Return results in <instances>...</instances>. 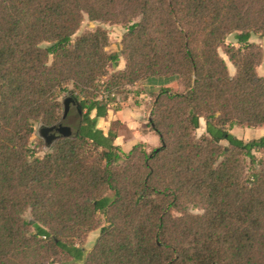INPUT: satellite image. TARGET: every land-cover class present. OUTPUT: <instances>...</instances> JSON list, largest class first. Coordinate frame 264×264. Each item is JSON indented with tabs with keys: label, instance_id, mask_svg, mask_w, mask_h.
I'll return each instance as SVG.
<instances>
[{
	"label": "trees",
	"instance_id": "16d2710c",
	"mask_svg": "<svg viewBox=\"0 0 264 264\" xmlns=\"http://www.w3.org/2000/svg\"><path fill=\"white\" fill-rule=\"evenodd\" d=\"M84 16L123 26L120 48L101 26L74 37ZM252 34L264 0H0V264H264V134L231 132L264 128ZM147 80L159 146L125 152L97 119ZM70 96L75 132L36 156Z\"/></svg>",
	"mask_w": 264,
	"mask_h": 264
},
{
	"label": "rangeland",
	"instance_id": "374dc122",
	"mask_svg": "<svg viewBox=\"0 0 264 264\" xmlns=\"http://www.w3.org/2000/svg\"><path fill=\"white\" fill-rule=\"evenodd\" d=\"M98 26L103 27L108 33L110 43H109L107 50L108 51L118 50L120 48V40H121L122 34L124 33L123 26H121L119 24H109V23H102L99 21H91L86 16H84L83 21H82L79 29L74 34V37L78 36L79 34L84 32L85 30H93ZM251 41L260 45L262 47L263 53H264V37L260 36L259 34H252ZM225 42L237 45L236 40L234 39V34L228 35L226 37ZM47 45H48L47 43H42L43 47L47 46ZM218 52H219L220 56L224 58V60L227 64L229 73L234 74V67L228 61L227 57L224 55L222 50L219 49ZM120 66L121 67L123 66L122 60H120V62H119V67ZM257 73L260 76H264V57H263L262 62L257 67ZM161 80H163V79H161ZM165 80L169 82L167 85L171 86L174 90H182V86L177 81V79L171 78V79H165ZM154 86H156V85H154V81L152 82L151 80H147L140 85L132 87L131 93L127 96L122 95V94H115L112 97L113 100L110 103V105L113 108L114 107H119V109H122L123 107L134 108L131 111L128 109L126 110V112H127L126 116L133 114V116H135V118L138 119L137 121L139 122V125H140V126H137V130H139V131H136V134L133 136L132 141H137V139L140 136L139 135L140 133L152 131V130H150L149 126L147 125V122H148V117H149V105L152 102V89L154 88ZM66 96H67V94H63L62 98L66 97ZM141 105H142V107L139 108L138 106H141ZM71 111H73V110L72 109L66 110L64 112V116H63V118L65 119L64 120L65 122L59 123L61 127H65L68 130L69 135H70V133L75 132V126H76V124L74 122L73 112H71ZM204 129H205V123H204V120L201 119L200 120V126L197 129L196 134L197 135L203 134ZM111 130L115 131V133L119 132L121 135L122 134L125 135V137H127L130 134V132H128L126 129L122 128V126L119 122H112ZM231 132L237 138H240L244 141H249V140H252L254 138H258L261 135H263L264 134V128H246V127L235 126L231 130ZM51 139H52V137L50 136V134L45 135V132L40 129L39 124H36L34 126V132L30 137L29 145L32 148H35L36 156L42 157L46 152L49 151L48 144L51 141ZM139 143H142V142H139ZM145 145L150 150L152 148H157L159 146V141H157L154 145H152V144L151 145L145 144ZM221 145L227 146V142L221 141ZM254 155L257 159H260V158L264 157V151L263 152L262 151H254ZM248 167H249V165H248ZM248 167L246 169L248 172H250L251 169H249ZM109 194H111V193H109ZM191 211L194 213H201V210H199V209L191 208ZM24 217L27 219L31 218L29 210H27L24 213ZM101 220H102V225H104L105 219L103 216H101ZM100 228H101V226L88 233L87 239H86L85 243L83 244L85 254H87L91 250L93 243H94L95 239L97 238V236L100 232Z\"/></svg>",
	"mask_w": 264,
	"mask_h": 264
},
{
	"label": "crops",
	"instance_id": "0c3cea01",
	"mask_svg": "<svg viewBox=\"0 0 264 264\" xmlns=\"http://www.w3.org/2000/svg\"><path fill=\"white\" fill-rule=\"evenodd\" d=\"M138 107L141 108L142 105ZM127 109L131 111L134 108L123 107L122 109L114 110L113 107L110 105V108L107 111V115L105 117H100L97 119V127L101 129L105 134H107L109 131L115 133V131L111 130V124L112 122H119L122 128L130 132V134L125 137V135H121L119 132L115 133L116 137L114 139V144L120 146L125 152L130 150L134 144L139 142H142L147 145H154L157 141H159L158 136L153 131L142 132L139 134L140 136L137 141H132V138L136 134V131H139L137 130V126L140 125L137 121L138 119H136L133 114L126 116ZM92 116H94V112L92 113Z\"/></svg>",
	"mask_w": 264,
	"mask_h": 264
},
{
	"label": "water",
	"instance_id": "95a60500",
	"mask_svg": "<svg viewBox=\"0 0 264 264\" xmlns=\"http://www.w3.org/2000/svg\"><path fill=\"white\" fill-rule=\"evenodd\" d=\"M64 105H65V111L72 109L73 112H75L79 116V119L81 118L82 115L81 105L73 96L67 97L64 100ZM148 120H150V117H148ZM47 131L52 137V139L63 136H69L68 130L65 127H61L59 123L48 128Z\"/></svg>",
	"mask_w": 264,
	"mask_h": 264
}]
</instances>
